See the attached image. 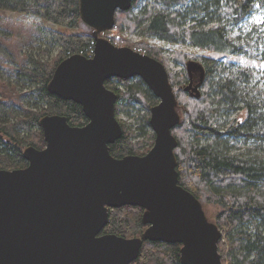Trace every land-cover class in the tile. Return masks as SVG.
Segmentation results:
<instances>
[{"label": "water", "instance_id": "water-1", "mask_svg": "<svg viewBox=\"0 0 264 264\" xmlns=\"http://www.w3.org/2000/svg\"><path fill=\"white\" fill-rule=\"evenodd\" d=\"M134 1L79 0L80 20L92 30V57L74 54L61 61L47 90L79 105L88 122L72 127L63 116H43L44 148H25L23 169H0V264H130L146 241L180 244L182 264H223L219 229L178 184L172 129L180 116L166 68L100 37L113 29L115 13L128 11ZM186 72L183 90L198 99L204 69L189 61ZM135 78L158 100L149 117L154 142L143 156L117 159L109 146L123 129L115 115L117 95L104 82ZM125 206L144 210L143 233L101 234L110 210Z\"/></svg>", "mask_w": 264, "mask_h": 264}, {"label": "trees", "instance_id": "trees-1", "mask_svg": "<svg viewBox=\"0 0 264 264\" xmlns=\"http://www.w3.org/2000/svg\"><path fill=\"white\" fill-rule=\"evenodd\" d=\"M141 2L134 1L128 11H117L112 31L127 27L141 38L188 45L224 57L245 54L252 39L247 34L238 35L235 28L251 17L257 7L264 6V0H154L149 11L145 5L141 15H133ZM0 10L34 16L69 32L85 26L80 20L79 0H0ZM51 35L59 48L56 55L49 61L28 59L27 66L16 71L17 79L32 90L27 93L29 109L0 102L2 170L25 168L23 149H42L37 148L36 136L42 134L39 120L43 116H63L72 127L88 122L79 105L50 94L47 86L64 59L74 54L92 57L94 39L89 32L55 31ZM136 48L133 49L138 51ZM141 49L145 55L161 61L159 51ZM197 60L204 69L198 99L192 98L184 87L177 90L186 83L184 77L169 81L177 108L184 100L188 109L172 129L177 140L174 153L178 184L201 204L203 201L222 209L215 225L229 233L232 247L227 256L231 264H264V80L258 87L253 83V71L215 58ZM112 80H106L104 85L117 95L116 117L134 105H146L149 110L158 103L141 79H118L124 85L123 92L110 86ZM240 111L245 113L244 120L230 124L229 118ZM119 123L123 134L109 146L112 157L142 156L137 149L143 142L133 143L135 138L144 137L150 140V147L153 145L149 117L141 118L136 137ZM143 211L131 206L110 210L101 234L139 237L147 227L142 222ZM180 248V244L146 241L130 264H182ZM218 252L223 260V246H218Z\"/></svg>", "mask_w": 264, "mask_h": 264}, {"label": "rangeland", "instance_id": "rangeland-1", "mask_svg": "<svg viewBox=\"0 0 264 264\" xmlns=\"http://www.w3.org/2000/svg\"><path fill=\"white\" fill-rule=\"evenodd\" d=\"M145 5L147 11H149L154 5V0H142L139 7L135 8L133 15H141V9ZM0 31V102H11L23 109H29L30 97L27 93L32 90L17 79L16 71L23 66H27L28 59L49 61L56 55L59 48L52 41V32L60 31L65 34L91 33V30L85 26L78 31L69 32L34 16L2 10H0ZM235 32L238 35H250L252 39L250 46H246L244 55L224 57L188 45L170 44L150 38L145 39L136 33H130L127 27H123L121 30H111L101 34L100 37L112 40L119 47H129L131 49L138 47L136 49H139L138 52L142 54L144 52H142L141 47L159 51L160 62L167 70L169 81H178L181 76L186 79V83L180 85L177 90L185 87L188 83L186 64L189 61L198 62L197 59L201 57L215 58L223 63L234 64L237 67L253 71V83L261 87V82L264 80V6L257 7L251 17L235 28ZM196 77H198V73ZM110 86L121 92L125 90L124 85L118 83L117 80H112ZM177 112L181 119L188 113L184 100L178 104ZM142 117H150V109L147 110L146 105L139 104L132 106V108H126L116 118L128 132L136 137V134L139 133L138 128L141 125ZM244 118L245 113L240 111L230 117L228 122L230 124L232 121L240 122ZM42 134H37L36 141L38 143L37 148L43 149L45 143ZM151 134H153L152 131ZM133 143H141L137 149L138 155L146 154L152 147H150V140H146L144 137L143 140L142 138H135ZM202 208L208 221L215 224L216 217L222 209L217 205L207 204L203 201ZM220 231H222V237L218 246H223L224 257L222 263L231 264L227 256L232 247L229 233L226 229Z\"/></svg>", "mask_w": 264, "mask_h": 264}, {"label": "flooded vegetation", "instance_id": "flooded-vegetation-1", "mask_svg": "<svg viewBox=\"0 0 264 264\" xmlns=\"http://www.w3.org/2000/svg\"><path fill=\"white\" fill-rule=\"evenodd\" d=\"M196 74H197V72L194 73V76H193V85H195L196 80H197ZM114 80H118V79H114ZM188 82H189V80H188ZM187 84H188V83H187Z\"/></svg>", "mask_w": 264, "mask_h": 264}, {"label": "built area", "instance_id": "built-area-1", "mask_svg": "<svg viewBox=\"0 0 264 264\" xmlns=\"http://www.w3.org/2000/svg\"><path fill=\"white\" fill-rule=\"evenodd\" d=\"M220 231V230H219ZM220 233H221V237H222V231H220ZM220 241H221V239H220Z\"/></svg>", "mask_w": 264, "mask_h": 264}]
</instances>
